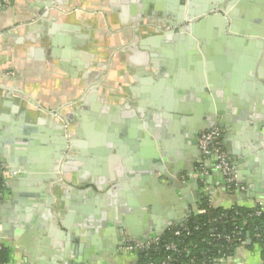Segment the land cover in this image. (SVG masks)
Segmentation results:
<instances>
[{
  "label": "crops",
  "instance_id": "obj_1",
  "mask_svg": "<svg viewBox=\"0 0 264 264\" xmlns=\"http://www.w3.org/2000/svg\"><path fill=\"white\" fill-rule=\"evenodd\" d=\"M186 1L183 15L187 13ZM44 2L10 0L0 12V35L28 24L29 16H38L35 6ZM249 2L243 16L238 13L231 35L227 32L223 39L217 37L214 25L195 30L198 37L192 36L193 47L198 55L187 40L173 39L180 34L155 42L159 34L152 26L158 19L153 18V24L147 23L146 17L142 24L152 33L133 38L131 30L112 50L115 57L109 63L100 59L103 51H108L105 44H114L115 36L125 28L113 30L84 17L59 13L55 21L40 28L44 39L29 33L22 44L8 42L20 54L13 58L23 61L21 74L26 72L18 87L32 102L45 97L42 102L48 106L43 119L34 111L23 115L28 105L33 110L38 107L26 102L23 95H15L18 87L10 82L14 70L0 73L4 83L0 85V164L7 169L13 165L16 170V176L7 179L8 194L0 202V232L11 250L8 264H69L58 261L63 254L69 255V260L77 257L81 260L78 264H135L136 253L122 249L129 238L141 243L179 226L202 199L213 208L264 206V129L255 131L256 121L245 119L252 112L264 117V0ZM106 8L111 9L109 5ZM116 13L118 10H112L110 16ZM187 24L184 19L176 26ZM143 38L148 42L140 49ZM131 43L138 54L127 50ZM235 67L247 72L237 75ZM235 75L239 82L234 88L231 80ZM88 81L89 87L73 89ZM66 95H74L65 105L72 128H79L82 134L73 136L75 146L68 145L59 160V169L68 166V182L63 181L60 170L57 176L76 193L65 191L59 196L61 190L58 194L50 189L46 192L53 195L54 203L48 207L52 222L43 217L41 194L33 193L38 190L36 181L24 180L16 161L21 159L26 169L30 165L44 169L47 152L48 161H53L57 144L44 120L49 118L48 111L60 108L51 107L58 105L56 99ZM205 95L211 102L201 98ZM210 109L222 113L218 119L226 125L220 129L222 144L244 191L227 189L213 159L203 156L198 148L195 135ZM26 127L35 128L34 137H27ZM154 152L165 159L167 172L176 174L175 181L154 175ZM51 168L49 163L39 173L48 175ZM13 190L16 199H12ZM18 190L22 192L18 194ZM141 202L147 207L141 208ZM50 224L55 225L53 231ZM79 239L84 245L82 255ZM215 264H264V247L247 240L246 246Z\"/></svg>",
  "mask_w": 264,
  "mask_h": 264
},
{
  "label": "water",
  "instance_id": "obj_2",
  "mask_svg": "<svg viewBox=\"0 0 264 264\" xmlns=\"http://www.w3.org/2000/svg\"><path fill=\"white\" fill-rule=\"evenodd\" d=\"M45 1L46 2L41 3L38 6H35L38 16L36 15L29 16V19H31V21L28 24L16 25L14 26V28L10 30V33L6 35H0V73L3 71L11 70V69L14 70L16 74L15 78L10 80V82H14L16 84L14 85V87L19 86V81L21 79V76L22 75L25 76L26 72H23V74H21L23 61L20 59L13 58V54L14 56H17V54L19 53L17 49H14L13 51L10 48V45H7L8 42L10 44L14 42L16 45L22 44V42L25 39H28L29 33L30 34L33 33V36H36V38L44 39L43 34H42L43 32L41 33L42 35L39 34L40 28L44 24H48L49 22L55 21L56 17L61 15L59 13H63L64 15H70L71 17H76V18L84 17V19L88 20L89 22L97 20L98 24H100L102 27L103 25L105 26V24H107V26L113 30L115 29L118 30L119 27L125 28V30L122 31V34H120L119 36H115L114 44L112 43H109V45L105 44V47L106 46L110 47V51H111V48H115L118 42L120 41L123 42L124 38H127L128 36L131 35L132 28H134L135 32H141V31L148 32L149 28L147 29L136 28V25H140L144 23L143 17H146L147 23H153V24H154L153 18L158 19V22L155 23V25H157L158 27V30H156V32H158L159 36L155 38V42H159L161 38L169 39V37L172 36L173 31L165 32L166 30L165 28H174L178 23H181L185 19V21H187L188 24L185 26H182L180 30H182V32L185 31L187 34L185 35L184 33H182L177 38L173 37V39H176V41L178 42L184 39L187 40V42L190 45H192L191 50L198 55V51L195 50V48L193 47L194 40L192 36L198 37L197 32L195 30H197L200 26L203 27V26L214 25V27L216 28L215 34L216 35L218 34L217 37H221V39H223L224 35H226L227 32H229V35H231V33L235 32L234 24L237 22L236 18L238 16V13L241 16H243L244 9L247 6V2H249L250 0H187L186 1L187 3L186 4L187 5L186 15L182 14V11L185 10V0H102L101 3H100V0H45ZM107 5H109L111 9H107L106 8ZM44 7H47L48 9L46 11H42ZM94 10H99L100 13H98L96 16L95 15L91 16L87 14ZM112 10H118V13L114 14L113 16H110V12ZM39 13L41 15H39ZM147 15H149L150 17H147ZM24 17H27V16L24 15ZM21 20L23 19H19L18 22H21ZM194 20L195 22H192ZM238 33H240V35L243 34L242 31ZM164 35H166L165 38H164ZM234 39H237V38H234ZM147 42L148 41L145 40L144 38L141 39L139 42L140 49L146 48L144 45ZM10 50L12 51V53L10 52ZM127 50L133 53L137 52V54L139 52L137 51L136 45H133V44L130 47H128ZM26 57H29V56H26ZM104 57L105 55H102L100 59L101 58L103 59ZM239 64L240 66H242L243 61L239 60ZM251 66L252 65H250L249 67ZM234 71H236L237 75L242 74V76L247 72L246 69L244 70V68L239 69L236 67ZM200 78L201 80L204 79L202 77V74ZM93 80H95L94 76H93ZM231 81H232L231 84L234 87L238 85L239 79L235 75L232 77ZM2 84L4 83L0 79V85ZM90 84H91V81H88L87 84L81 85L80 88L74 86L73 89H76V88L85 89L89 87ZM221 84L223 86L225 82ZM193 89L196 90V86H193ZM16 90L18 91L15 93L16 96L23 95V98L26 102L30 103L32 106L36 108L38 107L37 109L33 110L34 108L28 105L29 107L28 110L25 112L22 111L23 115L30 114L32 113V111H34L36 115L38 114L39 118L40 117L42 118V115L44 114V112L47 113L46 109H48L47 108L48 106L44 105V103L42 102L43 100L46 99L45 97H39L37 99V101L41 103L39 104L38 102L37 103L32 102L27 97H25V90H22V88L18 87ZM72 93L73 92H71L70 94ZM211 93L213 94V91H211ZM71 97H74V95H66V97L60 96L58 99H56L57 101H59L58 105L55 104L51 107L55 109L58 107L60 108L54 111H48L50 112L48 115L49 118L48 120H46L47 122L44 120V122L52 129L53 134H54V140L56 141V144H57L55 147V154L52 159L53 161L52 162L48 161L47 159L48 152H47L46 158L43 160V162L46 164L44 169H40V167H38L39 168L38 169L34 165H30L29 168L26 169L22 167L23 161H21V159H17L18 161H16L17 164L19 163L17 167L23 173L22 177L24 178V180L36 181L37 184L35 185L38 187V190L36 191L34 189L33 193L41 194L43 201H40L39 204L45 206V209L43 210V217L52 222H54V218L52 214L50 213L48 207H50L51 204L54 203L53 202L54 200L52 198L53 195L52 196L46 195V192L49 193V189H50L52 194H58V190H61V192L59 193V196L62 194V192H65V191L76 193V190L71 188L70 186L67 187L66 183L64 184L65 185V189H64V185L61 182H59L60 177L57 176V171L60 170L61 173L63 174L62 175L63 181L68 182V178L65 174L68 171V167L65 164L61 166L59 169V160H61L62 158L61 157L62 153L65 151V149L68 148V144H69L68 141L70 140V137L72 136L80 137L82 134V131H80L79 128H75L74 130V128H72L71 126V116L68 115L70 110L68 106L65 105V103H67L68 100H71ZM213 97L215 98L214 94H213ZM201 98H204V100L211 102V99L207 97V95L201 96ZM50 99H53V98L50 97ZM26 102L23 101V104L25 105ZM216 102L217 101H215V105H217ZM215 108H217V106H215ZM242 115L245 116L244 114ZM221 116H222V113L220 112L219 109H216V110L210 109L209 114L207 115V118L206 117L204 118L205 120L204 126H202L199 133L195 135L196 138L198 137L200 133L207 131V130H211L215 128H218L221 130L226 129V125L224 124V122H219L218 120L220 119L219 117ZM248 118L251 119L252 121H256V123L254 124L255 131L263 132V129H264L263 114L259 115V114H255L252 112V114L245 119H248ZM41 129L44 130L43 128ZM34 131H35L34 127L25 128V134L27 135V137H34L35 136L33 134ZM221 137L222 138L224 137V133L221 135ZM22 140L26 141V139L24 138H22ZM71 142H73V140ZM152 157H153L154 175L157 174L165 180L175 181L174 179L176 178V174L172 173L170 175L169 172H167L166 168L164 167L165 159L159 158L158 153L156 152L152 154ZM49 163H51V166H52V168L48 170L49 174L46 175L45 172L39 173L40 170H45L48 167ZM237 163L240 164L241 161L238 160ZM15 171L16 170L15 168H13V165H10L9 172L15 173ZM26 171L30 173H27ZM50 171L54 173H50ZM12 176L14 177L16 176V174ZM190 181H192V183H195V180L190 179ZM51 183H55V184L53 185ZM100 185L101 184L99 183L98 188ZM77 186H80V185L77 184ZM7 188L8 186L6 185V189ZM60 188H62L63 190ZM18 191H19L18 194L22 192V190H18ZM16 195L17 193L13 190L12 199H16ZM133 205L136 206L135 203H133ZM60 206L61 205L58 204L57 208ZM145 207L147 206L144 204V202H141V208H145ZM196 210L197 208L192 206V212ZM147 212L149 213L150 209L147 210ZM186 218H188V215L185 216V219ZM62 224L66 226L65 221H62ZM178 224L180 227H182L184 224V221ZM50 227L52 231L53 229H55V225L52 226V224H50ZM33 232L35 235L36 232L34 231V229H33ZM2 235H3V232H0V236ZM79 240L81 242L83 241L82 239H79ZM127 241L131 242L132 238H129ZM83 247L84 245L82 242V245H80V249H79V253L81 255L83 253ZM77 253L74 252V254H77ZM58 261L60 263L65 262L69 264H78L77 261H81V260L78 259L77 257L73 260H69V255L63 254L58 259Z\"/></svg>",
  "mask_w": 264,
  "mask_h": 264
},
{
  "label": "trees",
  "instance_id": "obj_3",
  "mask_svg": "<svg viewBox=\"0 0 264 264\" xmlns=\"http://www.w3.org/2000/svg\"><path fill=\"white\" fill-rule=\"evenodd\" d=\"M4 177L0 176V201L8 194ZM3 206L6 207V204ZM182 228L187 229V232ZM175 231H181V235L175 237ZM2 237L0 264H8L11 250ZM247 240L264 247V207L213 208L206 199H202L197 210L186 218L183 227L169 228L160 235L156 245L136 251L135 264H160L168 257V264L220 263L232 256L238 247L246 246ZM169 243L175 244L177 252L166 250Z\"/></svg>",
  "mask_w": 264,
  "mask_h": 264
},
{
  "label": "built area",
  "instance_id": "obj_4",
  "mask_svg": "<svg viewBox=\"0 0 264 264\" xmlns=\"http://www.w3.org/2000/svg\"><path fill=\"white\" fill-rule=\"evenodd\" d=\"M10 3V0H0V12L6 8ZM221 130L218 128L211 129L200 133L197 137V145L201 152V154L205 157H211L215 163V168L220 171L222 174L225 187L227 189H233L234 191H244V186L237 182L235 177L234 166L224 150L222 144ZM15 173H10L9 169H7L4 165L0 164V176H5V187L7 179L10 176L15 175ZM4 200V199H3ZM2 200V201H3ZM1 202V201H0ZM260 207H264L262 203L257 204ZM202 213V212H201ZM183 227V226H182ZM183 231L187 232V229H183ZM181 235V231H175L174 236L179 237ZM239 235V234H238ZM159 237H154L147 239L144 242H125V245L122 247L124 251L127 252H136L139 250H147L151 246L156 245L159 242ZM167 251L177 252V248L175 244L169 243L166 245ZM170 257H168L165 261L160 264H168Z\"/></svg>",
  "mask_w": 264,
  "mask_h": 264
},
{
  "label": "flooded vegetation",
  "instance_id": "obj_5",
  "mask_svg": "<svg viewBox=\"0 0 264 264\" xmlns=\"http://www.w3.org/2000/svg\"><path fill=\"white\" fill-rule=\"evenodd\" d=\"M249 3H251V2H249ZM181 26V25H180ZM180 26H176L175 28H166V30H165V32H172L173 31V34H172V36L173 35H176V34H182V33H184L185 35L187 34L185 31L184 32H182V30H180V28L182 27H180ZM152 27H154V28H152V30H158V27L157 26H155V25H153ZM136 28H139V29H141V28H144V24H140V25H136ZM179 28V29H178ZM162 29V28H161ZM132 30H134V28L132 29ZM133 32H135V31H133ZM132 32V33H133ZM150 34V33H152V32H143V31H141V32H135V33H133V38H135L136 36L137 37H139L140 35H142L143 36V34ZM158 33V32H157ZM128 38V37H127ZM121 43V41L120 42H118V44L115 46V47H117L119 44ZM109 44V43H108ZM132 44V43H131ZM131 44H129V45H131ZM106 49H108V51H103V54L105 55V57L102 59L103 60V62L105 63H109L110 61H111V59H113L115 56H112V50L114 49V48H111V51H110V47L109 46H106ZM115 55V54H114ZM110 68V67H109ZM73 140V136L72 137H70V140L68 141L69 142V144L68 145H72V146H75V144L74 143H72L71 141ZM77 150V149H76ZM68 167V166H67Z\"/></svg>",
  "mask_w": 264,
  "mask_h": 264
},
{
  "label": "rangeland",
  "instance_id": "obj_6",
  "mask_svg": "<svg viewBox=\"0 0 264 264\" xmlns=\"http://www.w3.org/2000/svg\"><path fill=\"white\" fill-rule=\"evenodd\" d=\"M128 242V241H127Z\"/></svg>",
  "mask_w": 264,
  "mask_h": 264
}]
</instances>
